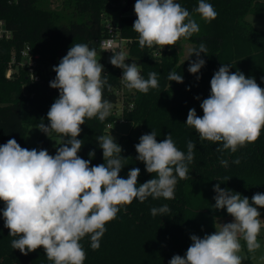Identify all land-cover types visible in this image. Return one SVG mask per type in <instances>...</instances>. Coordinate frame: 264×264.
Returning a JSON list of instances; mask_svg holds the SVG:
<instances>
[{
	"label": "clouds",
	"instance_id": "obj_1",
	"mask_svg": "<svg viewBox=\"0 0 264 264\" xmlns=\"http://www.w3.org/2000/svg\"><path fill=\"white\" fill-rule=\"evenodd\" d=\"M134 12L137 18L132 29L142 48L173 47L181 38L200 31L193 13L176 0H135ZM193 12L205 22L218 15L207 0H198ZM114 53L110 63L123 70L120 79L128 90L147 94L159 87L158 73L149 72L145 79L138 63H125L129 58L123 51ZM206 53L204 43L190 49V57L195 55L196 59L191 61L189 73L200 72L206 63L201 54ZM230 67L223 64L213 74L210 95L200 103L203 115L198 116L192 108L186 120L201 140L222 145L216 148L221 154H233L255 143L264 130V88L255 78L231 72ZM52 70L56 75L49 86L57 89L59 96L47 112L48 123L42 122L38 128L47 136L56 133L61 142L55 155L46 149L21 147L15 138L0 145V201L4 204L0 212L9 236L15 237L11 241L14 250L28 255L42 247L52 264H84L86 251L81 241L88 237L91 249L98 250L106 224L116 219L122 208L149 197L175 198L178 179L188 178L196 145L189 140L185 153L177 148L171 134L159 142L154 130L141 135L135 145L136 160L143 162L147 173L155 174L142 184L138 183V167H133L127 178L120 176L126 158L111 134L96 137L104 163L91 165V160L78 155L84 143L78 137L86 120L97 118L103 123L112 114L113 103L104 98L105 89L111 91L112 85L97 60L96 48L89 44H73ZM167 79L183 83V76L175 71ZM94 155V151L89 152L90 157ZM219 162L223 167L229 165L223 155ZM240 162L239 157L232 160L237 165ZM213 191L212 207L226 209L232 221L216 223V230L202 238L192 234L185 255H173L168 264H242L245 246L252 254L261 249L258 237L264 220L259 209L264 208V193L257 192L250 200L221 188L220 183ZM150 212L153 217L167 216L171 209L165 204Z\"/></svg>",
	"mask_w": 264,
	"mask_h": 264
},
{
	"label": "trees",
	"instance_id": "obj_2",
	"mask_svg": "<svg viewBox=\"0 0 264 264\" xmlns=\"http://www.w3.org/2000/svg\"><path fill=\"white\" fill-rule=\"evenodd\" d=\"M176 2L193 13L200 26L198 33L184 39L192 43L191 49L201 43L207 47L206 55L201 54L206 63L198 74L188 71L191 61L196 59L195 55L190 57V52L187 58L179 60L175 46L142 48L138 34L132 29L136 16L119 11L116 25L107 23L104 11L114 8L113 0H0V19L12 34L9 39H0V145L15 138L21 147L27 148L24 141L27 126L47 124V112L59 96V91L49 86L56 75L53 67L73 44H86L111 34L126 39L121 50L127 54V60L141 66V75L147 79L149 72L155 71L159 82V87L147 94L136 90L126 94V107L128 102L132 106L125 107L120 117L137 125L138 136L133 138L128 133L118 138L126 158L120 176L127 178L128 172L138 167V183L155 177L146 172L143 162L136 160L135 150L141 135L152 130L158 142L171 134L177 148L185 153L189 140L196 145L188 178L178 179L175 198L149 197L143 203L134 200L126 209L122 208L116 219L106 224L98 250L91 249L88 237L81 241L86 251L84 264H168L173 255H185L192 234L202 238L216 230V218L231 217L226 209L212 207L215 184L220 183L221 188L250 200L255 193H264V130L255 143L233 154L228 151L221 154L216 148L222 145L201 140L195 129L186 124L190 109L195 108L198 116L203 115L200 103L210 95V80L223 64L231 65V72L241 71L246 77L255 78L264 88V30L255 29L245 20L246 14L259 15L264 10V0H207L218 13L211 22H205L193 12L198 0ZM25 45L32 54H39L35 66L39 79L30 80L23 68L7 79L4 74L11 55L18 57ZM99 62L112 85L111 91L105 89L104 98L115 104L119 98L116 93L120 87L119 68L110 61ZM172 71L183 76V83L167 79ZM116 118L111 114L103 123L97 118L88 119L81 126L78 139L84 143L78 155L91 160V165L104 163L96 137L104 135L106 124ZM53 134L60 144L61 137ZM56 149L50 155H55ZM90 151L95 152L94 157L89 156ZM222 155L229 160L228 167L220 165ZM237 157L241 160L238 165L232 163ZM165 204L171 209L167 216L151 215V208ZM3 207L2 202L0 209ZM13 239L4 227L0 212V264H52L42 247L23 255L11 247Z\"/></svg>",
	"mask_w": 264,
	"mask_h": 264
},
{
	"label": "rangeland",
	"instance_id": "obj_3",
	"mask_svg": "<svg viewBox=\"0 0 264 264\" xmlns=\"http://www.w3.org/2000/svg\"><path fill=\"white\" fill-rule=\"evenodd\" d=\"M134 4L135 1H133L129 5V9L126 12V14L132 15L134 12ZM105 15L107 16L108 21H110L113 25H116L119 17V11L116 8H107L105 11ZM245 20L251 24L255 29L257 30H264V10L261 11V13L255 14V13H248L245 16ZM86 44H89L91 47H95L97 50V60H105L106 54L105 52L100 48L99 42L97 39L90 40ZM177 50V55L179 60H184L188 57L190 49L192 47V43H190L188 40L181 38L175 45ZM124 50V46L122 48ZM121 50V51H122ZM125 63H127L125 61ZM128 64V63H127ZM52 69V67H50ZM119 110V104L115 107V113H118ZM38 124L28 125L26 128L25 133V143L27 145L28 149L36 148L37 150L43 146V149H46L49 154H51L58 146L59 144V138L55 134H51L50 136H47L43 132H41L38 128ZM113 135L115 137V142L117 143L118 138L120 134L116 132L112 127H106L105 128V134L104 135ZM129 134L133 138H137L138 136V127L137 125H132L130 128ZM43 140V141H42ZM2 203V201H0ZM261 213V219L264 220V208L259 209ZM232 217H221L215 219L216 223H228L232 221ZM259 241L262 244V247L260 250H258L256 253H248L246 246L244 247L241 255L245 256V260L242 261V264H264V229H262L260 236L258 237ZM242 245L244 244L243 241H241Z\"/></svg>",
	"mask_w": 264,
	"mask_h": 264
},
{
	"label": "built area",
	"instance_id": "obj_4",
	"mask_svg": "<svg viewBox=\"0 0 264 264\" xmlns=\"http://www.w3.org/2000/svg\"><path fill=\"white\" fill-rule=\"evenodd\" d=\"M127 0H113L114 8L118 9L121 12V8L126 4ZM132 16H136L135 13ZM12 37L11 31L5 27V23L2 19H0V39H9ZM99 42L100 48L105 52V54L114 53L118 50L120 51L122 45L126 42V39L121 37H116L115 35H109L105 37H101L97 39ZM39 54H32L30 52L29 46L25 45L22 50H20V54L16 57L15 54H12L5 70V77L10 79L13 77V74L18 71V68H23L27 71L30 80L37 81L39 79L38 74L35 72V66L38 64ZM128 64L132 62L130 60H126ZM123 75V70L119 68L118 77L120 81V87L116 90V93L119 95L118 102L113 104L112 114L116 115L117 118L112 122H108L106 127H111L113 122H122L126 121L120 117L123 109L126 107L125 99L126 94L129 91L121 81V77ZM119 104L118 113H115V107ZM126 108H130L132 104L130 102L127 103Z\"/></svg>",
	"mask_w": 264,
	"mask_h": 264
},
{
	"label": "water",
	"instance_id": "obj_5",
	"mask_svg": "<svg viewBox=\"0 0 264 264\" xmlns=\"http://www.w3.org/2000/svg\"><path fill=\"white\" fill-rule=\"evenodd\" d=\"M132 3L131 0H127L126 4L121 8V13H126L129 9V5ZM115 55V53H109L106 55V62H109L110 59ZM113 129L118 132L120 135H127L132 127L133 123L131 121H122V122H113Z\"/></svg>",
	"mask_w": 264,
	"mask_h": 264
}]
</instances>
